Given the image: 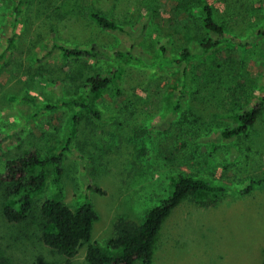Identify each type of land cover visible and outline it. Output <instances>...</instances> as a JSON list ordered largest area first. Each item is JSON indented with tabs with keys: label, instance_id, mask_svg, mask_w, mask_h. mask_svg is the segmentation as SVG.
<instances>
[{
	"label": "rangeland",
	"instance_id": "rangeland-1",
	"mask_svg": "<svg viewBox=\"0 0 264 264\" xmlns=\"http://www.w3.org/2000/svg\"><path fill=\"white\" fill-rule=\"evenodd\" d=\"M207 2L235 45L167 66L164 61L215 39L198 9L180 7L187 0H0V174L27 151L61 154L74 112L62 100L84 99L88 78L116 72L114 90L92 99L104 120L81 116L74 152L62 164L65 205L76 210L88 202L98 215L92 242L109 251L117 221L142 224L171 195L179 175L223 182L236 192L260 178L264 111L249 138L225 141L220 134L235 114L264 100V0ZM89 10L127 33L100 29ZM92 46L100 56L66 59L59 49ZM118 52L135 59L117 60ZM178 101L181 109L174 112ZM50 188L36 197L37 206ZM8 203L0 182L6 264H87V246L71 260L43 246L35 216L9 226L2 216ZM152 261L264 264V187L246 196L188 197L164 221Z\"/></svg>",
	"mask_w": 264,
	"mask_h": 264
},
{
	"label": "trees",
	"instance_id": "trees-1",
	"mask_svg": "<svg viewBox=\"0 0 264 264\" xmlns=\"http://www.w3.org/2000/svg\"><path fill=\"white\" fill-rule=\"evenodd\" d=\"M187 1L188 4L185 3L180 7L188 12L192 8L198 9L203 28L215 36V39L201 43L194 50H184L177 59L164 61L163 65L189 64L222 47L235 45L226 36L225 29L216 22L213 8L207 0ZM88 16L104 31L127 33L123 26L101 12L89 10ZM260 35L264 37V32ZM59 49L66 59L79 60L100 56V52L93 46L74 49L59 47ZM3 56L0 55V60ZM115 57L117 60L135 59L131 52H118ZM117 78L116 72L105 76H92L87 79V96L84 99L62 100V106L71 108L74 112L66 126L65 134H68V137L61 154L44 157L38 151L31 150L5 163L0 174V182L5 185L9 203L3 207L2 216L9 226L22 225L35 216L39 242L66 260L73 259L81 248L87 246L85 258L87 264H153L152 251L156 237L164 221L185 199L198 194L220 198L231 191L239 196H246L255 187H264V174L257 180L246 181L238 192L223 182L179 175L172 185L171 195L149 210L142 224L127 220L117 221L114 225L113 237L108 244L109 251L103 249L100 244L92 242L93 228L98 215L88 202L80 205L76 210L65 205L62 164L64 157L74 152V134L81 123V116L87 114L95 122L104 120L102 112L93 104L92 99L101 92L114 90ZM117 95H120L119 91ZM180 109L181 103L178 101L174 106V112ZM263 111L264 100L257 102L247 111L235 114L232 117L233 125L221 132L222 139L237 141L249 138L250 134L247 133L255 126ZM236 166L238 164L234 167ZM49 183L51 188L46 199L37 206L36 197L45 192ZM0 264H6L4 256L1 255Z\"/></svg>",
	"mask_w": 264,
	"mask_h": 264
}]
</instances>
